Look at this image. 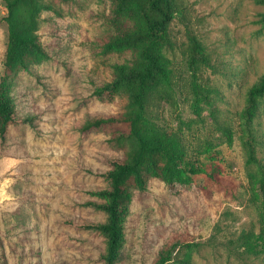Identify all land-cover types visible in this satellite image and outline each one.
I'll return each instance as SVG.
<instances>
[{
    "label": "rangeland",
    "instance_id": "374dc122",
    "mask_svg": "<svg viewBox=\"0 0 264 264\" xmlns=\"http://www.w3.org/2000/svg\"><path fill=\"white\" fill-rule=\"evenodd\" d=\"M170 45L163 53L170 82L148 106L165 133L180 137L181 167L189 183L148 180L133 190L124 240L113 264H153L175 244L164 264H264V242L248 251L241 231L264 237V96L255 98L250 126L249 88L264 74L263 10L255 0H171ZM36 33L49 58L28 70L5 65L7 14L0 0V84L15 113L0 137V264H105V237L65 222L104 221L85 205L107 188L101 172L129 147L111 145L125 123L82 129L89 118L120 114L124 96L95 89L112 77V65L133 57L128 48H105L111 36L132 28L134 13L118 0H38ZM192 39L206 59L192 57ZM253 143L257 162H247ZM199 168L191 174L188 169ZM198 242L196 247L187 243Z\"/></svg>",
    "mask_w": 264,
    "mask_h": 264
},
{
    "label": "trees",
    "instance_id": "16d2710c",
    "mask_svg": "<svg viewBox=\"0 0 264 264\" xmlns=\"http://www.w3.org/2000/svg\"><path fill=\"white\" fill-rule=\"evenodd\" d=\"M263 10L257 22L264 27V0H255ZM7 14V46L5 65L28 70L33 61L49 58L36 33L37 17L42 5L38 0H4ZM120 5L128 3L134 13L132 28L111 36L105 42V48H128L133 57L112 65V77L95 89L94 94L118 93L124 96V111L116 115L96 116L85 121L82 129L87 130L106 124L125 123L127 131L115 132L108 141L111 145L124 147L129 143L125 155L108 159L110 168L101 172L108 181L107 188L92 191L101 200H87L85 205L106 213L104 221L67 219L65 222L78 228L99 232L105 237V251L101 258L105 264H113L118 257L119 248L124 240V222L133 190L143 192L148 180L159 178L168 185L189 183L191 176L184 173L181 157L184 155L180 137L176 133L167 134L150 118L148 106L153 98L163 91L170 82V68L163 49L170 45L169 23L172 18L171 0H118ZM192 57L206 62L200 45L192 39ZM264 96V74L253 84L247 95L244 125L250 140L251 108L255 98ZM29 121L28 117H19L15 113L10 97H3L0 84V137L4 138L10 124ZM253 143L248 145L247 162H257L253 153ZM191 174L200 172L199 168L188 169ZM262 179V178H261ZM260 181L263 196L264 184ZM264 210V208H263ZM237 241L248 251L258 250L264 237L258 233L241 231ZM262 240V243H261ZM198 242L187 243V247H196ZM175 244L161 251L153 264H164L171 259ZM184 253L180 263L188 264Z\"/></svg>",
    "mask_w": 264,
    "mask_h": 264
}]
</instances>
